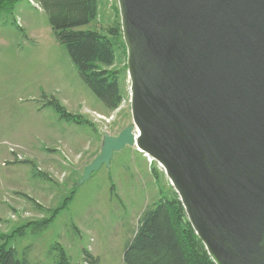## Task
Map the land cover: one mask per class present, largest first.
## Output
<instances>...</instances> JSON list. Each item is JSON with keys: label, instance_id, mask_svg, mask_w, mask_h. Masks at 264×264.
Instances as JSON below:
<instances>
[{"label": "water", "instance_id": "water-1", "mask_svg": "<svg viewBox=\"0 0 264 264\" xmlns=\"http://www.w3.org/2000/svg\"><path fill=\"white\" fill-rule=\"evenodd\" d=\"M117 2L132 124L104 134L79 184L135 147L215 264H264V0Z\"/></svg>", "mask_w": 264, "mask_h": 264}, {"label": "rangeland", "instance_id": "rangeland-1", "mask_svg": "<svg viewBox=\"0 0 264 264\" xmlns=\"http://www.w3.org/2000/svg\"><path fill=\"white\" fill-rule=\"evenodd\" d=\"M48 18L39 0L0 11V40L9 43L0 45V154L14 150L0 161V244L35 264H57L60 253L70 264H120L143 214L180 200L163 168L131 146L79 184L104 134L132 124L118 2L98 0L95 19L80 27L112 43L105 69L118 76L116 109L81 80Z\"/></svg>", "mask_w": 264, "mask_h": 264}, {"label": "trees", "instance_id": "trees-1", "mask_svg": "<svg viewBox=\"0 0 264 264\" xmlns=\"http://www.w3.org/2000/svg\"><path fill=\"white\" fill-rule=\"evenodd\" d=\"M18 0H0V11ZM49 10V25L55 39L64 46L74 68L93 95L106 107L116 109L122 101L118 76L106 70L114 61L110 40L92 29H80L97 15L98 0H39ZM55 109L65 119L73 115ZM73 119H75L73 117ZM160 202L140 219L133 239L123 250L126 264H215L195 234L180 201ZM174 211V212H173ZM57 264H70L64 254ZM88 255V253H86ZM0 264H35L19 258L12 247L0 244Z\"/></svg>", "mask_w": 264, "mask_h": 264}, {"label": "crops", "instance_id": "crops-1", "mask_svg": "<svg viewBox=\"0 0 264 264\" xmlns=\"http://www.w3.org/2000/svg\"><path fill=\"white\" fill-rule=\"evenodd\" d=\"M24 23V22H23ZM24 40H27V39H25V38H23ZM9 43L6 41V40H0V45H2V46H7ZM1 148H3V147H1ZM0 148V151L2 150ZM2 155V156H1ZM5 156H7V157H9L10 156V153H9V151L7 150V149H3V151H2V154H0V161H3V157H5ZM5 159V158H4ZM10 170V169H9ZM12 171V170H11ZM13 175V173L11 174V176ZM7 176H9V174L7 173ZM7 186V185H6ZM7 188H9V187H6V189ZM122 262L120 263V264H126L124 261H123V253H122Z\"/></svg>", "mask_w": 264, "mask_h": 264}, {"label": "bare ground", "instance_id": "bare-ground-1", "mask_svg": "<svg viewBox=\"0 0 264 264\" xmlns=\"http://www.w3.org/2000/svg\"><path fill=\"white\" fill-rule=\"evenodd\" d=\"M146 156L149 157L153 161V159L149 155H146Z\"/></svg>", "mask_w": 264, "mask_h": 264}, {"label": "built area", "instance_id": "built-area-1", "mask_svg": "<svg viewBox=\"0 0 264 264\" xmlns=\"http://www.w3.org/2000/svg\"><path fill=\"white\" fill-rule=\"evenodd\" d=\"M14 150L13 149H9V152H13Z\"/></svg>", "mask_w": 264, "mask_h": 264}]
</instances>
